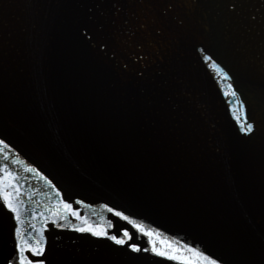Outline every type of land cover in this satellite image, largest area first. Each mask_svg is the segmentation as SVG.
I'll use <instances>...</instances> for the list:
<instances>
[{"label": "water", "instance_id": "1", "mask_svg": "<svg viewBox=\"0 0 264 264\" xmlns=\"http://www.w3.org/2000/svg\"><path fill=\"white\" fill-rule=\"evenodd\" d=\"M123 2L117 15L103 0H0V168L25 221L0 197V264L40 213L51 264H177L72 231L67 213L53 224L62 203L142 247L156 237L138 225L159 233L196 264H264V134L236 119L264 123V0L239 16L219 0H174L167 16L158 0Z\"/></svg>", "mask_w": 264, "mask_h": 264}, {"label": "snow or ice", "instance_id": "2", "mask_svg": "<svg viewBox=\"0 0 264 264\" xmlns=\"http://www.w3.org/2000/svg\"><path fill=\"white\" fill-rule=\"evenodd\" d=\"M158 2L165 5L162 10V15L167 16L168 11L174 4V0H158ZM193 2H198V0H193ZM103 3L110 5L111 8L116 9L117 15L122 12L124 8L123 0H103ZM218 6L222 7L224 12L229 16H239L241 14V0H219ZM251 20L255 21L256 17L252 16ZM112 23L114 24L115 21H112ZM125 23H127V21H125ZM141 27L143 28L145 26L141 25ZM156 35L162 37L164 35L163 30H158ZM204 59L206 61H212V56L206 55ZM140 61H144V66L143 68L137 70V75L140 78H143L149 67L147 56L143 52V45H140L137 48L133 56V63H139ZM128 67L129 65L126 63L124 68L127 70ZM212 67H214L217 72L221 73L225 79L230 78L224 69L218 66L215 62H212ZM229 87L231 88V85H229ZM231 95L233 97H237V102L239 105L244 104V101L239 100L235 90L231 92ZM236 119L242 120L241 131L249 136V138L257 134V132L264 134V123H260L255 120L249 122L246 109L245 116L243 118L236 116ZM0 143L3 142L0 141ZM5 159L7 158L5 157ZM29 171H31V169H29ZM0 172L3 173V175L0 176V197H2L4 201V206L7 207L10 213L14 214V218L18 224H24L25 221L21 219L20 209L17 203H14L13 200L14 193L16 194V199L19 200V188L16 183L17 177L13 175V173L8 169L7 165H5L3 168H0ZM19 202L22 203V201ZM48 211H50L52 217L56 218L51 221L53 224L63 227V225H60L57 222L58 220H67L68 216L63 215V213H67L68 215L73 216L77 220L81 221L79 226H73L71 228L72 231L81 234H90L91 236L98 239L110 240L115 245L120 246V249H126L131 253H151L156 257H161L170 261H176L177 264H196V262H194L191 257L181 254V249L173 246L171 242L160 239L159 233L154 234L151 231H145L142 226L138 225L137 227L141 232L144 233L145 236L151 238L155 235L156 237L149 240L148 243L150 247H142L138 245L135 242L134 236L130 235L127 231L123 233L124 238H119L118 235H109L107 229L104 226L90 223L86 217H82L79 212L75 211L72 204L70 203L57 204L54 208L49 209ZM108 211L112 212L113 210L109 208ZM115 215L117 217H122L124 220H128V217L123 216L119 211L115 212ZM40 216L44 219L45 224L41 225L39 229L36 228L35 224H30L29 227L31 229V233L22 232L19 227L15 228V252L10 258H6L4 264H51L49 259L51 248L49 247L48 238L45 235V232L48 230L45 225L49 222V217L44 216L43 213H40ZM35 218V214H33V219ZM187 251L193 252L198 257L202 255V253L199 251L191 248H189ZM204 261L206 264H218L217 260L209 259L208 257H204Z\"/></svg>", "mask_w": 264, "mask_h": 264}]
</instances>
